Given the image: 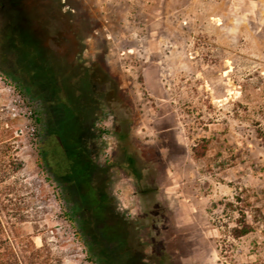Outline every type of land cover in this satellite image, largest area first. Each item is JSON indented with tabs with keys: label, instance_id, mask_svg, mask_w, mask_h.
Masks as SVG:
<instances>
[{
	"label": "rangeland",
	"instance_id": "1",
	"mask_svg": "<svg viewBox=\"0 0 264 264\" xmlns=\"http://www.w3.org/2000/svg\"><path fill=\"white\" fill-rule=\"evenodd\" d=\"M13 19L23 36L5 35ZM25 44L35 74L72 85L91 74L101 106L86 123L95 162L125 149L141 161L147 193L114 166L108 192L144 264H264V0H0V62L6 47L28 58ZM31 105L43 127L40 102L0 67V163L15 147L22 163L9 180L10 199L25 208L17 240L29 234L43 264H92L80 217L67 215L78 198H62L40 160Z\"/></svg>",
	"mask_w": 264,
	"mask_h": 264
},
{
	"label": "trees",
	"instance_id": "2",
	"mask_svg": "<svg viewBox=\"0 0 264 264\" xmlns=\"http://www.w3.org/2000/svg\"><path fill=\"white\" fill-rule=\"evenodd\" d=\"M7 32L22 35L16 19L9 22ZM5 37V36H4ZM28 55L20 57L7 49L3 52L0 67L8 77L17 82V89L26 98L38 100L45 115L42 119L31 105L40 126L41 138L39 156L43 167L59 184L62 198L77 196L72 211L67 215L74 221L80 217L78 228L86 238L92 264H144V250L136 238L135 228L116 210L108 192V171L111 167L133 179L143 193L149 190L144 186V168L141 161L126 149L117 161L98 164L87 142L86 123L95 119L101 109L100 99L94 97L91 87V74L85 72L76 84H70L69 77L58 78L56 72H31L28 61L37 59L28 44ZM25 57V58H24ZM78 93V95H76ZM63 95V96H62ZM2 135L12 131L3 130ZM118 140L123 143L127 135L118 132ZM14 137V136H13ZM15 147L14 159L8 165L0 163V264H43L41 249L37 248L32 237L27 234V244L18 241L16 231L23 221L24 206L13 203L10 196L16 192L15 184L9 180L21 169V161ZM2 153V152H1ZM0 153V154H1ZM4 153V152H3ZM5 154V153H4ZM140 163V165H139ZM67 200V199H66ZM19 227V228H18ZM249 226L237 232L241 237L249 232Z\"/></svg>",
	"mask_w": 264,
	"mask_h": 264
},
{
	"label": "built area",
	"instance_id": "3",
	"mask_svg": "<svg viewBox=\"0 0 264 264\" xmlns=\"http://www.w3.org/2000/svg\"><path fill=\"white\" fill-rule=\"evenodd\" d=\"M109 125L110 124L108 119H101L98 120L96 123V127L99 132V137L102 143L105 145L104 152H106L107 156L112 152L113 149V137Z\"/></svg>",
	"mask_w": 264,
	"mask_h": 264
},
{
	"label": "flooded vegetation",
	"instance_id": "4",
	"mask_svg": "<svg viewBox=\"0 0 264 264\" xmlns=\"http://www.w3.org/2000/svg\"><path fill=\"white\" fill-rule=\"evenodd\" d=\"M4 5V4H3ZM12 5H13V3H12Z\"/></svg>",
	"mask_w": 264,
	"mask_h": 264
}]
</instances>
